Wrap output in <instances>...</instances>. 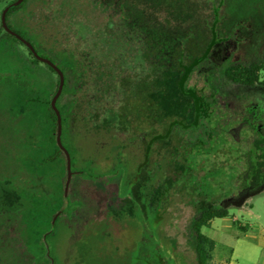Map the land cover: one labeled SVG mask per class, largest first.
<instances>
[{"label":"rangeland","instance_id":"obj_1","mask_svg":"<svg viewBox=\"0 0 264 264\" xmlns=\"http://www.w3.org/2000/svg\"><path fill=\"white\" fill-rule=\"evenodd\" d=\"M121 3L131 27L143 29L128 28ZM10 20L39 55L66 67L62 143L72 177L64 204L63 156L40 165L55 145L31 98L52 93L56 75L3 34L0 264H157L162 256L197 264L190 224L218 205L229 216L203 228L217 242L215 263L264 264V185L243 190L253 135L230 134L248 105L264 129V87L222 76L226 64L264 62V0H28ZM208 47L187 86L208 128L185 131L174 121L189 124L196 112L182 72Z\"/></svg>","mask_w":264,"mask_h":264},{"label":"trees","instance_id":"obj_2","mask_svg":"<svg viewBox=\"0 0 264 264\" xmlns=\"http://www.w3.org/2000/svg\"><path fill=\"white\" fill-rule=\"evenodd\" d=\"M1 1V0H0ZM15 0H10L7 4L9 5L10 3L14 2ZM28 0H24L21 4H19L18 6L11 8L8 12H7V23L9 25V27L13 30H15L11 24V20L10 17L12 16V14L14 12H16L17 10H19L20 8H23L25 3ZM121 7H123L124 12L126 13L125 16L123 15V18L125 20H127V26L130 29H136V31L140 29L144 28L143 22H137V24L135 25V28L131 27V15H132V11L131 9H129L126 5L121 3ZM1 14V12H0ZM124 20V22H125ZM130 21V23H129ZM157 26H153V30L156 28ZM130 32H132L131 30H129ZM17 33H19L21 36H23L18 30H16ZM3 34L8 35L9 37L13 38L16 42L21 43L22 45H24L30 55V57L32 58V65H39V64H43L45 67H47L52 73H54L56 75V83L54 84L55 88L54 91L52 93H44V92H39L37 93L36 99L35 97L31 98V102L32 103H36L37 102V106L39 108V110H41V112L45 115L47 120L51 121L52 124V131H51V140L54 142L55 145V149H54V153L53 154H49V156L43 158L40 162V165H49L52 163V161H57L59 156H63L64 159V164L65 166H67L66 164V155L64 153V151L59 147L57 140H56V132H57V115L55 113V111L52 108L51 105V100L52 97L54 96V94L56 93L57 89H58V84H59V75L58 73L55 71V69H53L50 65H48L47 63H44L40 60H38L36 57H34L33 53L31 52V50L24 44L22 43L19 39H17L15 36L9 34L7 31H5L4 27L2 26V22L0 21V40L3 36ZM29 41V40H28ZM158 41H160L159 39H156L153 42L154 47H158ZM153 47V48H154ZM213 47H208L207 51L204 53V55L196 61L195 60L188 65V67H186L184 69V71L182 72V76H181V81H180V87L182 92L185 94L184 96H188L189 98L192 99L193 101V106L195 108V112H196V117L195 120L189 124L183 125L180 122H175V124H173V126H178L180 129L182 130H195L198 128H203L204 130H207L208 126L206 124L205 119L201 120V116L202 113H198L200 112L198 110V108L200 107L199 102L197 101V98L195 97V95L193 93H191V90L188 91V83L194 73L195 70V65H198V63L204 61V60H208L210 59L212 52H213ZM171 54H169L167 57L170 59ZM50 60H52L55 64L56 62L51 58L48 57ZM202 60V61H201ZM174 61V60H173ZM165 60H161L162 66L168 67V65L172 62L170 61L169 64L165 63ZM58 66V64H56ZM64 73L66 72L65 68L66 67H60L58 66ZM162 67V68H165ZM264 68V62L262 60H252L250 62H232L230 64H226L223 68H222V76L225 79V81L229 84H234L238 87H250V88H255L256 86H262L264 87V78L261 76V71ZM68 77L65 75V84H64V88L62 91V94L60 96V98L57 101V107L61 112L62 115V122H63V132H64V126H67V122L69 121L67 120L68 118V110L66 111L62 105L60 104V101L62 100L63 95H65L68 92ZM76 88V87H75ZM229 99V103L227 105H229V108L227 107V109H231L233 108L230 105V98L231 96H226ZM197 109V110H196ZM247 109L249 110L246 114L242 115L239 118V124L237 125L236 128L232 129L230 131V134L233 135V137H237L238 138V132L242 129H247L249 130L252 135H253V141L251 142L250 145V149L247 153L246 156V171L244 172L243 175V181L244 183L247 182L246 185H243V190H247L249 192L255 191L259 188H261L264 185V129L262 127L261 124V117L259 114H257V112L254 111V107L248 105ZM73 115H75L73 113ZM258 116L259 119H256L254 117ZM76 118H74L73 123L76 124ZM74 124H72V126L70 127L71 129L74 128ZM207 132V131H206ZM67 148V147H66ZM151 146L148 147V149L146 150V156H149L150 153V149ZM68 149V148H67ZM68 151H70L68 149ZM66 168V167H65ZM67 176V173H65V178ZM252 179V181L249 182L250 178ZM63 193H64V187L62 188L61 191V196H62V203L65 204V201L63 199ZM55 211H59V209L55 210ZM55 211H53L52 214L55 213ZM157 215V212H156ZM229 216V211L226 207L222 206V205H218V206H210L207 208H203L201 211H199V213L196 215V217L193 219V221L190 224V237L192 240V245L193 248L195 249V253H196V259H197V264H216L214 261V253L216 251V246H217V242L215 239L211 238L210 236L206 235L203 232V228L207 227L209 228L211 226V222L212 220L216 219V218H226ZM158 222V220H156ZM243 230H247V227H240Z\"/></svg>","mask_w":264,"mask_h":264},{"label":"water","instance_id":"obj_3","mask_svg":"<svg viewBox=\"0 0 264 264\" xmlns=\"http://www.w3.org/2000/svg\"><path fill=\"white\" fill-rule=\"evenodd\" d=\"M24 0H15L14 2L10 3L4 9L2 10L1 13V22L2 26L4 27L5 31H7L9 34L15 36L17 39H19L22 43H24L33 53L34 57H36L38 60L47 63L50 65L59 75V84H58V89L54 96L52 97L51 100V105L53 110L55 111L57 115V132H56V140L59 145V147L64 151L66 155V168H67V179L65 183V188H64V196H65V201H67V196H68V190H69V185L72 177V165H71V155L70 152L67 150V148L63 145L62 143V131H63V122H62V115L60 110L57 107V100L62 94L64 84H65V75L64 72L49 58L43 57L39 55V53L36 51L35 47L33 44L25 39L23 36H21L19 33H17L15 30L11 29L7 23V12L19 4H21ZM54 222V220H53ZM161 264H164V261L161 262Z\"/></svg>","mask_w":264,"mask_h":264},{"label":"flooded vegetation","instance_id":"obj_4","mask_svg":"<svg viewBox=\"0 0 264 264\" xmlns=\"http://www.w3.org/2000/svg\"><path fill=\"white\" fill-rule=\"evenodd\" d=\"M162 261H164V264H172V259L166 258L165 256L160 257L157 264H161Z\"/></svg>","mask_w":264,"mask_h":264}]
</instances>
